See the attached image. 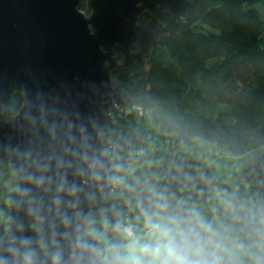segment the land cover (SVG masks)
I'll use <instances>...</instances> for the list:
<instances>
[{
	"label": "water",
	"instance_id": "95a60500",
	"mask_svg": "<svg viewBox=\"0 0 264 264\" xmlns=\"http://www.w3.org/2000/svg\"><path fill=\"white\" fill-rule=\"evenodd\" d=\"M81 1L0 0V160L18 179L9 193V225H0V264H18L12 249L22 251L24 237L34 242L37 264H51L57 250L63 264H96L93 248L101 245L85 237V218L103 215L108 235H115L111 225L126 210L112 191L108 154L111 113L130 102L116 79L140 76L162 35L139 24L141 13L185 18L195 0H86L89 17ZM19 90L24 105L7 118L6 105ZM72 185L76 196L67 192ZM77 239L86 246L77 247Z\"/></svg>",
	"mask_w": 264,
	"mask_h": 264
},
{
	"label": "trees",
	"instance_id": "16d2710c",
	"mask_svg": "<svg viewBox=\"0 0 264 264\" xmlns=\"http://www.w3.org/2000/svg\"><path fill=\"white\" fill-rule=\"evenodd\" d=\"M79 9L88 10L86 0ZM162 22V35L146 60L149 72H125L116 79L130 102L111 113L116 125L107 136L108 154L114 176L124 177L123 184L112 183V191L124 199L125 219H134L137 193L152 184L195 203L210 218L216 212L226 220L217 191L264 202V0H195L185 18L165 15ZM24 102V90L15 91L7 118ZM196 138L224 148L231 155L229 166L247 157L240 176H230L234 183L183 150ZM17 185L10 164L0 160L4 228L9 193ZM239 235L250 243L246 233Z\"/></svg>",
	"mask_w": 264,
	"mask_h": 264
},
{
	"label": "clouds",
	"instance_id": "9594fccd",
	"mask_svg": "<svg viewBox=\"0 0 264 264\" xmlns=\"http://www.w3.org/2000/svg\"><path fill=\"white\" fill-rule=\"evenodd\" d=\"M112 182L123 184L124 177L113 176ZM58 190L64 191L65 185ZM67 192L76 196L78 189L72 185ZM215 198L226 220L216 212L210 218L195 203L145 184L137 193L134 219L120 218L112 223L114 239L108 237L103 215L100 227L94 219L85 218L84 235L101 245L93 248L96 264H264V202L242 200L235 193L221 191ZM56 203L59 205V199ZM241 232L250 243L240 238ZM33 243L24 237L20 240L22 251L12 249L18 264H37ZM35 243L41 249L47 247L42 238ZM75 244L86 246L81 239ZM3 260L0 257V262ZM50 261L63 264L62 252L51 253Z\"/></svg>",
	"mask_w": 264,
	"mask_h": 264
},
{
	"label": "rangeland",
	"instance_id": "374dc122",
	"mask_svg": "<svg viewBox=\"0 0 264 264\" xmlns=\"http://www.w3.org/2000/svg\"><path fill=\"white\" fill-rule=\"evenodd\" d=\"M88 9V8H87ZM84 14L89 17L91 12L90 11H83ZM165 27V24L162 22ZM150 70V65L148 61H146L145 65L143 66L142 73H148ZM224 110L228 109V107H223ZM183 150L191 153L196 158L201 160L204 164L211 167V169L222 179L227 180L229 182H233L230 179L238 178L243 170V166L246 162L247 157H238L236 161H232L231 165L232 168L229 170L230 167L227 163L229 162L231 155L226 153L224 148H221L216 143L208 141L206 139L196 138L189 143H187ZM230 163V162H229ZM234 183V182H233ZM216 192V191H215Z\"/></svg>",
	"mask_w": 264,
	"mask_h": 264
},
{
	"label": "flooded vegetation",
	"instance_id": "af4514ba",
	"mask_svg": "<svg viewBox=\"0 0 264 264\" xmlns=\"http://www.w3.org/2000/svg\"><path fill=\"white\" fill-rule=\"evenodd\" d=\"M162 17H160V18L157 19V18L154 17V13L153 12H150L148 10H144L141 13V15H140L139 24L141 26L145 27V28H152L153 27L152 30H153L154 33H156L158 30H162V32H163L164 25L162 24ZM138 42H139V39L136 40V43H138ZM115 49H117V48H114V51H115ZM137 51L138 50L136 49L134 52H137ZM115 59L120 64L123 61V59L121 61H119L117 59L116 51H115ZM132 74H134V73H132Z\"/></svg>",
	"mask_w": 264,
	"mask_h": 264
}]
</instances>
